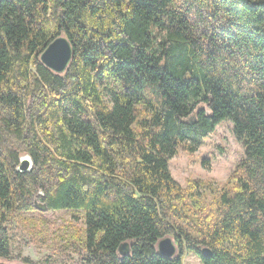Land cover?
Returning a JSON list of instances; mask_svg holds the SVG:
<instances>
[{
    "label": "trees",
    "instance_id": "1",
    "mask_svg": "<svg viewBox=\"0 0 264 264\" xmlns=\"http://www.w3.org/2000/svg\"><path fill=\"white\" fill-rule=\"evenodd\" d=\"M60 34L57 74L39 55ZM225 120L243 152L226 180H174ZM35 201L82 214L62 233L77 264H264V0H0V261L36 264L18 225L58 231Z\"/></svg>",
    "mask_w": 264,
    "mask_h": 264
},
{
    "label": "rangeland",
    "instance_id": "2",
    "mask_svg": "<svg viewBox=\"0 0 264 264\" xmlns=\"http://www.w3.org/2000/svg\"><path fill=\"white\" fill-rule=\"evenodd\" d=\"M231 127L232 123L228 120L220 122L196 152L187 154L179 151L172 157L168 162V168L174 180L181 185H185L190 178L210 179L216 183L225 181L234 164L243 156L242 148L236 141ZM43 212V216L49 222H54V225L59 226L58 231L55 234L50 232V236L45 240L37 239L33 242L30 240L31 233L27 227L28 224L18 225L17 229H12L10 235L12 237L10 247L12 253L29 257L36 264H77L78 258L76 257L78 256L64 246L66 240L65 234L62 235V233L71 229V226L68 228L70 222L72 226L81 227L82 214H73L70 210ZM26 215L33 219L32 223L39 224L38 213L32 211ZM61 238L63 239L61 240ZM181 254L182 264H201L195 253L184 251ZM2 261L7 264H25L18 259Z\"/></svg>",
    "mask_w": 264,
    "mask_h": 264
},
{
    "label": "water",
    "instance_id": "3",
    "mask_svg": "<svg viewBox=\"0 0 264 264\" xmlns=\"http://www.w3.org/2000/svg\"><path fill=\"white\" fill-rule=\"evenodd\" d=\"M73 57V49L63 34L56 36L52 39L39 55L40 62H42L47 68L51 69L53 72L57 74L64 73ZM18 170L20 171H27L31 170L32 168V161L29 155L21 156L19 160ZM35 208L40 211H46L47 206L45 203L35 201L34 204ZM174 240L170 236H165L157 241L156 250L159 255L171 258L177 255V245ZM129 242L124 241L120 243L118 247V253L120 256L127 255L130 251ZM209 249L206 247L201 248V252L203 256L208 257L211 253H209ZM0 264H7L5 261H0Z\"/></svg>",
    "mask_w": 264,
    "mask_h": 264
}]
</instances>
